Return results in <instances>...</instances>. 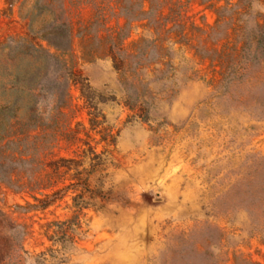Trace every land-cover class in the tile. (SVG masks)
Returning a JSON list of instances; mask_svg holds the SVG:
<instances>
[{"label":"rangeland","instance_id":"rangeland-1","mask_svg":"<svg viewBox=\"0 0 264 264\" xmlns=\"http://www.w3.org/2000/svg\"><path fill=\"white\" fill-rule=\"evenodd\" d=\"M50 1L0 0V104L54 73L17 43L66 80L0 114V264H264V63L225 80L264 0Z\"/></svg>","mask_w":264,"mask_h":264},{"label":"trees","instance_id":"trees-1","mask_svg":"<svg viewBox=\"0 0 264 264\" xmlns=\"http://www.w3.org/2000/svg\"><path fill=\"white\" fill-rule=\"evenodd\" d=\"M53 1L54 0L50 1V4H52ZM60 11L61 13L58 19L54 20L42 31L40 39L58 51L67 52L71 47V34L68 24L59 18L64 9L61 7ZM23 47L24 45L22 43H17L13 48L14 50H12V53L14 52L12 55L21 53L25 56L31 55L37 58H42L43 56L54 73L51 76L45 74L41 77L38 69L37 72L27 69L24 70L22 74H13L10 72L6 75L7 81L3 84L5 89L8 92H16V98L14 100L6 99L3 104H0V114L7 115L9 119L14 117V113L23 109V106H25L24 104H27L23 97L26 91L32 92L38 90L40 95L48 93L50 95L63 97L64 88L66 86V80H64L61 75L65 66L57 56L37 44H32L28 47L30 51H22ZM261 62L264 63V29L256 26L254 31L245 34L242 52L234 66L231 67V71L225 77V80L230 82L236 78L241 79L244 77V73L249 72L250 69L257 68V65ZM254 70L256 71V69ZM237 74L238 77H235ZM8 160L13 164L19 162L18 159L10 157ZM3 165L4 163H0V168H2ZM3 178V175L0 173V180Z\"/></svg>","mask_w":264,"mask_h":264}]
</instances>
